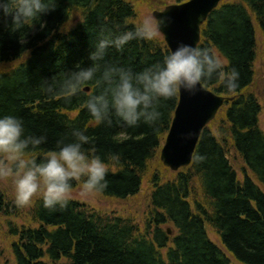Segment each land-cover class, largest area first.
<instances>
[{
    "label": "trees",
    "instance_id": "16d2710c",
    "mask_svg": "<svg viewBox=\"0 0 264 264\" xmlns=\"http://www.w3.org/2000/svg\"><path fill=\"white\" fill-rule=\"evenodd\" d=\"M15 4L9 0L7 10ZM134 5L131 0H57L54 10L19 27L11 14L0 12V62L31 52L27 63L0 73V115L22 117L26 134H46L47 142L38 151L55 148L62 137L70 139L74 127L86 128V147L96 149L109 164V183L98 191L102 196L121 201L136 197L145 177L151 190L144 233L137 232L131 218L91 213L74 200L66 207L46 208L38 199L31 223L10 229L14 264H232L208 228L217 232L237 264H264L263 109L248 91L256 75L257 32L264 35V0H225L202 27L199 46L211 47L226 68L239 70V87L229 90L219 80L202 82L234 99L226 101L216 121L203 131L190 167L177 173L152 163L172 125L179 94L162 100L156 124L129 126L117 117L111 124L96 122L86 107L88 97L100 90L96 81L71 97L63 90L68 71L77 63H92L89 53L96 41L134 28ZM72 13L82 21L70 33H60ZM169 51L160 37L134 39L122 50L110 47L105 61L140 71ZM222 119V126H216ZM232 149L245 164L243 180L229 159ZM112 153L120 154L118 162L109 160ZM80 182L74 181L73 188ZM193 185L201 187L203 200L191 198ZM19 208L0 194V214L14 216Z\"/></svg>",
    "mask_w": 264,
    "mask_h": 264
},
{
    "label": "clouds",
    "instance_id": "9594fccd",
    "mask_svg": "<svg viewBox=\"0 0 264 264\" xmlns=\"http://www.w3.org/2000/svg\"><path fill=\"white\" fill-rule=\"evenodd\" d=\"M8 4L9 0H0V11L11 14L12 23L19 27L54 10L57 0H16L11 11ZM165 19L148 15L133 29L96 41L89 53L92 63L86 67L77 63L68 71L63 84L66 95L71 97L82 85L96 81L100 90L86 101L96 122L111 124L117 117L135 126L141 121L156 124L162 117V100L176 97L181 90L194 93L204 81L219 80L229 90L239 87V70L226 68L224 58L211 47L181 42L161 61L140 71L105 61L112 46L122 50L134 39L155 40ZM71 27L72 22L66 20L60 30L67 32ZM70 137L58 139L55 148L38 151L47 142L46 134H26L22 117L0 115V178L11 180L17 205H29L39 196L46 208L66 207L76 180L82 181V193L107 187L109 164L96 149L86 147L90 143L87 129L74 127ZM109 160L118 162L120 154L112 153Z\"/></svg>",
    "mask_w": 264,
    "mask_h": 264
},
{
    "label": "rangeland",
    "instance_id": "374dc122",
    "mask_svg": "<svg viewBox=\"0 0 264 264\" xmlns=\"http://www.w3.org/2000/svg\"><path fill=\"white\" fill-rule=\"evenodd\" d=\"M135 4V12L136 16L134 18V22L138 23L140 20H142L145 16L152 15L155 11H159L167 6L172 5L175 3L174 0H131ZM154 17V16H153ZM82 17L78 13H72L71 22L72 27L70 31L81 22ZM64 32V31H63ZM69 32V31H67ZM66 32V33H67ZM161 33H159L158 37H161ZM257 53L258 57L255 61V78L252 86L248 89L250 93L255 94L260 101V104L263 107V112L260 114V123L259 126L261 129L264 130V35L258 31L257 32ZM27 56L23 57L22 59L11 61L8 63L0 64L1 70H8L11 67L17 66L18 64L22 63ZM225 122L224 119L219 122V124H216V126L220 127ZM215 126V125H214ZM215 129V128H214ZM158 156V154H157ZM230 158H231V164H233L234 169L237 171L238 175L240 176V179L243 178V171L245 164H243V160L238 155V153L235 152L234 149L230 151ZM160 157H157V160H155L152 164L154 166L160 165ZM148 176V175H146ZM81 185V183H80ZM80 185L73 189L72 197L71 199L77 200L79 203H82L85 205V208L89 212H97L102 215L106 216H115V215H121L122 217L131 218L134 220H139L141 222H144L147 219L150 205H149V195H150V185L148 182V179L146 177L144 178V185L142 188V192L137 195L136 197L129 198L125 201L117 200L116 198H109L102 196L100 193L93 191L89 193H82L80 191ZM193 192L191 198H198L202 199L203 192L201 190V187L199 185H193ZM0 193H3L9 201L14 200V188L13 184L10 179L8 178H0ZM34 197L33 204L36 199L38 198ZM29 204V205H31ZM31 223L30 218V212L28 210H22L21 208L18 209L17 214L14 216H6L0 214V264H14V257L13 252L11 250V245L14 240V236L12 235L11 228L20 227V226H26ZM208 231L210 232V237L213 240L214 243H217L226 253L227 250L223 246V244L220 242V238L217 234V232H214L208 228ZM231 256V262L232 264H237V262L233 259L232 255L228 253Z\"/></svg>",
    "mask_w": 264,
    "mask_h": 264
},
{
    "label": "water",
    "instance_id": "95a60500",
    "mask_svg": "<svg viewBox=\"0 0 264 264\" xmlns=\"http://www.w3.org/2000/svg\"><path fill=\"white\" fill-rule=\"evenodd\" d=\"M223 1L189 0L154 12V17L166 18L160 33L164 34L170 49L181 42L198 46L201 27ZM225 100L202 83L194 93L181 90L173 124L161 151V159L166 167L178 171L191 164L202 131L215 119Z\"/></svg>",
    "mask_w": 264,
    "mask_h": 264
},
{
    "label": "bare ground",
    "instance_id": "6f19581e",
    "mask_svg": "<svg viewBox=\"0 0 264 264\" xmlns=\"http://www.w3.org/2000/svg\"><path fill=\"white\" fill-rule=\"evenodd\" d=\"M1 12V11H0ZM0 73H3V74H6L3 70H1L0 69ZM71 115H73V118L74 117H76V115L75 114H71ZM236 152V151H235ZM237 153V152H236ZM238 155H239V153H238ZM240 156V155H239ZM171 177H173V176H171ZM34 204H36L35 202L33 203V204H31V205H24V206H20V207H22V210H28L30 213H31V210L29 209V208H33L34 206ZM132 221V223L133 224H135L136 225V229H137V232H140V233H144L145 231H146V225H145V223L144 222H141V221H139V220H134V219H132L131 220Z\"/></svg>",
    "mask_w": 264,
    "mask_h": 264
}]
</instances>
